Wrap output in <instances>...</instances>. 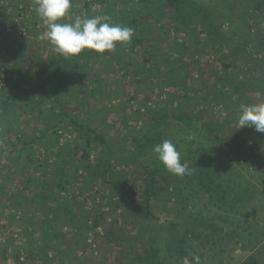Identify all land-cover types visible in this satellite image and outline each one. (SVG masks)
I'll use <instances>...</instances> for the list:
<instances>
[{
  "label": "rangeland",
  "instance_id": "374dc122",
  "mask_svg": "<svg viewBox=\"0 0 264 264\" xmlns=\"http://www.w3.org/2000/svg\"><path fill=\"white\" fill-rule=\"evenodd\" d=\"M196 1L216 9L217 36L207 38L210 28L201 20L194 26L163 16L162 27L161 22L154 27L156 38L169 27L156 57L180 59L183 80L187 75V87L197 90L185 113L191 117L179 119L182 83L162 87L166 65L146 60L158 44L150 32L126 24L133 35H141L140 42L117 43L104 54L80 53L87 63L79 72L71 66L58 74L56 102L51 83H45L50 76L45 65L63 57L41 38L47 29L36 16L35 0H0V264H58L57 257L61 264H182L184 257L194 255L201 264H264V162L245 151L237 161L239 148L235 152L234 140L226 137V132H257L236 127L241 104L264 102V41L258 39L264 34V11L257 13L250 0ZM144 2L121 0L112 13L125 14ZM231 2L236 16L227 14ZM108 6L72 0L61 22L106 17ZM219 14L231 17L220 19ZM253 20L260 33L255 25L249 27ZM189 35L196 36V46ZM253 41L259 46L252 48ZM171 42L182 43L183 53L170 50ZM236 47L241 54L234 53ZM13 48L27 56L26 77L10 98L21 81L12 61L15 54L9 53ZM151 66L153 72L146 71ZM224 68L235 81L232 87L222 86L226 93L218 98L212 93L221 86L214 83ZM246 76H252L251 84L242 94ZM209 92L206 100L203 95ZM63 107L103 134L116 156L134 152L136 137L151 136L153 121L160 130L129 161L108 159L96 144L85 158L72 123L67 116L59 120ZM158 108L168 109V117L160 120ZM211 117L223 127L205 124ZM45 127L48 132L41 136ZM32 136L41 138L23 145ZM164 140L174 143L191 175H172L157 160L153 148ZM149 168H154L157 185L146 207L142 192L149 187ZM43 250L48 255L44 261L38 257Z\"/></svg>",
  "mask_w": 264,
  "mask_h": 264
},
{
  "label": "trees",
  "instance_id": "16d2710c",
  "mask_svg": "<svg viewBox=\"0 0 264 264\" xmlns=\"http://www.w3.org/2000/svg\"><path fill=\"white\" fill-rule=\"evenodd\" d=\"M99 3L104 4V2L108 3V10L107 12L109 13L106 17H103V19L106 22H110V23H120L121 25L126 26L130 25L133 26L136 29H141V32L145 30L147 32H150L151 37L153 39H156V41H158V44H156V46H152V58H146V60L151 59V62H154L155 64L160 63V64H164L166 65L167 71L165 72V79L162 80V87L163 86H167V87H171V86H175L177 84H181V87L183 89V93L184 95H182L183 97V102L179 105V110H180V114L177 116L179 119L183 118V117H191V115L189 114H185L189 105L190 100H192L193 97H195L194 95L192 96L191 93H195L197 94V90L195 89H190L187 87L186 85V77L185 76L184 80H183V76L180 74V67L182 65H180V59L178 58H174V60H167L166 57H156L157 55L159 56L160 50H161V42H165L167 40V37L169 36V30L166 27L165 29L162 30V37H158L156 38V28L154 29V27L159 24L161 22V17H170L172 20L176 21L178 19V17L184 21L187 22L188 25H197L199 23V21L201 20L203 24L207 25L210 28V32H208L207 34V38H213L215 36H217V26H215L214 23V16L216 15L214 12L216 9L215 8H210V6H208L207 4H203V3H199L196 0H145V2L142 5H139V7L134 10H127L125 12V14H120L119 12H115L112 13V11L114 10V6L118 4L119 1L121 0H97ZM252 1H254L252 3ZM250 3H252L251 5L254 6V8L256 9L257 13H260L261 11H264V0H250ZM112 8H111V6ZM106 7V6H105ZM235 4H233L231 2V4H228V15H234L236 16L235 13ZM113 9V10H112ZM188 10V13L186 12ZM112 13V14H111ZM215 14V15H214ZM223 14H226L225 12ZM223 14H219L220 16H222L220 19H226L225 17H231V16H224ZM241 19H245L244 17H241ZM224 22V21H222ZM222 22H220L219 26H221ZM252 25H255L257 27L256 29V33H260L257 24H255V20H253V22L250 24V28H252ZM160 27H162V22L160 23ZM249 28V29H250ZM160 29V28H157ZM175 29L177 30V25H175ZM204 30V28H202ZM236 29V28H235ZM200 30V29H199ZM199 30H196L199 32ZM197 32V33H198ZM195 33L192 32V34ZM216 34V35H215ZM220 35V33H219ZM197 36V34H196ZM196 36L193 35H189L188 40H190V42H192V44L194 46L197 45L198 41L196 40ZM2 38L0 37V40ZM259 42H263L264 41V34L261 35L259 38ZM141 39V35H137L134 34L131 38V41L129 42L131 46H133L136 42H140ZM209 41H212V39H207ZM247 40V39H246ZM220 41H224L223 38L220 39ZM128 44V43H127ZM183 44H179L175 46L174 42H171V45L169 44V48L170 50H174V51H179L180 53H183ZM252 48L258 47L259 43L257 44L256 41H253L251 44ZM15 52V53H14ZM11 55L15 54L14 58L12 59V61L14 62V64L16 65L18 71H19V79L21 80L20 83H16L14 84V91L11 95L10 98L16 97L17 92L20 90L22 83L25 81V77H26V73H25V64L24 62L27 59V56L24 55L23 52H21L20 50H17V48H13L12 50H10L9 52ZM234 53H238L241 54L242 51L240 49V47H236V50ZM47 64L45 65L46 70H49L48 75L50 74V76L46 79L45 83H51L50 85V92L53 93V98L54 101L57 102L58 99V88L61 84L60 80V72L61 73H65V71L70 68L71 66L75 67V70H77L78 72L81 70V67L87 63V59L82 56L80 57L79 55L71 57L70 59H65V58H55L52 61L50 60H46ZM34 61L32 62V64L34 65ZM193 63V62H192ZM58 70V71H57ZM146 71L148 72H153V67H148L146 69ZM198 71V70H197ZM224 74L221 77L220 80L215 81L214 85H217L218 82H221V86L219 89H217L215 92H213L212 94H214L216 97L221 98L224 93H226L222 86H228V87H232L233 84H231L233 81H235L233 79V77L231 76L230 73L227 72V69L224 68ZM59 74V75H58ZM62 75V74H61ZM78 77H81V75L77 74ZM260 76V75H259ZM252 76H246L244 78L245 81V87L242 90V94L244 93V91L250 87L251 84V78ZM148 80H152L151 77H147ZM260 80V79H259ZM261 82L258 81V84L256 85L257 88L262 87ZM263 85V84H262ZM247 87V88H246ZM264 88V87H263ZM253 91V90H250ZM210 96V92L206 95H203V97L207 98L206 100L209 99ZM243 96V95H242ZM156 113L160 114V120L168 117L170 111L166 108H158L155 110ZM214 115V113H213ZM64 116H67L68 120L70 123H72L73 128L75 129V131L78 133L80 139L82 140V156L85 158L89 157V152L91 151V146L92 144H96V145H101L102 146V151L103 153H106V157L115 159L117 162H124V161H129L131 158H136V154L135 153H141L144 149L145 146L147 145V143L152 142V138L154 137V133L157 134L160 130L159 128V122L158 121H153L150 125V128L152 129L153 133L151 134V136H140V138L136 137L135 141H136V145L133 147L134 152H128L127 154H123V155H118L116 156L115 154H113V145L112 143L106 139L103 134L99 133L97 131V129L89 122H86L85 120L82 119H78V118H74L68 111L67 108L63 107L60 108V113H59V117H60V121L62 120V118ZM198 119H200V116H197ZM209 124L210 126H216L217 128H221L223 127V124L218 120H216V118L211 117L209 120H205V124ZM49 128H44L41 131V136L46 135V133L48 132ZM38 136H32L29 141H23V145H27L31 142H35L38 139L41 138ZM145 137V138H144ZM226 137H227V141L231 142L232 140H234L233 143V150L236 152V148H239V151L237 152L238 155L236 156L237 161L239 160L240 154L244 153V151L246 152L247 156L250 157H254L257 160L261 161L263 160L264 162V133H260V132H256L253 135H248V136H237L234 135L233 133H229L226 132ZM242 144V145H241ZM133 153V155L131 154ZM69 161V159L67 158V161H64V164H67ZM154 168H149L147 170V175H148V179H147V184L149 185L148 188H145L142 192V198L145 199L146 204L145 206H148V201L151 199V197L154 195V188L157 185V180L156 177L154 175ZM165 175L167 176V173H165ZM67 213H70V210H68ZM83 218L80 219L77 224L76 227L79 229L82 227V223L84 224L86 222V218L87 215H83ZM97 223V221H94V224ZM59 252H61L59 250ZM5 254V253H2ZM14 256V257H13ZM31 257H35L34 255H30ZM76 256V254H75ZM11 257H13V261L16 263L18 258H17V254H11ZM38 257H40V259L42 261H44L43 259H48V255L46 250H43V252L40 251ZM56 258V257H55ZM58 261V264L62 263V260L57 257L56 258ZM2 260H5L4 256H2ZM1 262V261H0ZM48 264H51V261H48Z\"/></svg>",
  "mask_w": 264,
  "mask_h": 264
},
{
  "label": "clouds",
  "instance_id": "9594fccd",
  "mask_svg": "<svg viewBox=\"0 0 264 264\" xmlns=\"http://www.w3.org/2000/svg\"><path fill=\"white\" fill-rule=\"evenodd\" d=\"M36 16L46 25L42 39L48 41L52 51L59 56L70 59L85 50L97 54L114 51L117 43L123 45L131 41L133 29L120 23L106 22L101 17L77 18L72 23L61 22L72 7V0H35ZM237 129L245 126L254 127L255 131L264 133V102L241 104L237 111ZM157 160L165 170L175 176L191 175L192 170L181 153L170 140L156 144L153 148ZM182 264H201L199 255L182 259Z\"/></svg>",
  "mask_w": 264,
  "mask_h": 264
}]
</instances>
